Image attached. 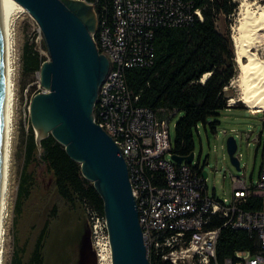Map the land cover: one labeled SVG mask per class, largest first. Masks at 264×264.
Listing matches in <instances>:
<instances>
[{
	"label": "built area",
	"instance_id": "obj_1",
	"mask_svg": "<svg viewBox=\"0 0 264 264\" xmlns=\"http://www.w3.org/2000/svg\"><path fill=\"white\" fill-rule=\"evenodd\" d=\"M237 1L242 17V0ZM247 1L264 7V0ZM90 4L98 22L93 34L95 43L99 53L110 60L109 72L99 87L94 120L114 139L127 163L148 254L154 249L172 264H220L216 247L222 228L214 225L217 219H223V226L255 234L260 246L254 254L237 251L235 259H226L223 264H264V208H242L252 195L264 198V151L258 182L248 185L242 177L233 176V197L218 198L215 190L209 192L204 167L199 166L198 172L193 164L172 159L170 122L176 112L137 105L139 96L133 94L126 81L127 68L152 62L156 27L203 21L202 9L191 0H112L111 18L99 20L95 5ZM235 10L227 17L233 39L238 25L230 21H234ZM38 33L43 37L40 27ZM250 50L264 60V29ZM235 61L239 65L237 57ZM240 78L237 68V74L225 86L226 91L235 90L227 105L242 101L250 113L263 114L264 125V105L243 100ZM94 214L93 234H97L100 219L106 225V218Z\"/></svg>",
	"mask_w": 264,
	"mask_h": 264
},
{
	"label": "trees",
	"instance_id": "obj_2",
	"mask_svg": "<svg viewBox=\"0 0 264 264\" xmlns=\"http://www.w3.org/2000/svg\"><path fill=\"white\" fill-rule=\"evenodd\" d=\"M85 1L95 5L99 20L111 18L112 0ZM191 1L195 7L202 9L203 21L197 20L189 26L156 27L152 38V62L125 71L129 89L139 96L137 105L154 110L165 108L183 112L175 124L172 145L173 153L181 156L194 152L195 132L199 133L200 125L205 131L210 129L216 132L219 121L214 118L219 115V111L229 108L225 86L237 74L234 44L227 19L234 12L236 3L233 0ZM221 15L226 17L223 32H220L217 25ZM45 60L47 57L37 49L34 42L25 43L22 52L24 73L38 72ZM97 112L95 107L94 113ZM21 140L24 164L19 184V201L16 204L18 215H21L36 185L32 168L37 165L43 164L52 176L51 189L55 200L47 206L44 222L31 251L26 255L25 248L16 249L13 264H48L51 245H57L54 264H75L79 236H72V233L80 229L88 219L84 212L87 208L99 216H105L103 199L93 182L84 177L81 164L67 154L65 146L53 135L41 139L38 144L30 124ZM192 167L200 171L199 165ZM242 208L261 210L264 208V198L252 195L242 204ZM64 214L71 219L62 230ZM223 223V219H217L214 225L222 228L216 247L220 264L226 259H235L237 251L246 250L254 254L260 248L255 234L223 226ZM149 260L150 264H172L154 249L149 252Z\"/></svg>",
	"mask_w": 264,
	"mask_h": 264
},
{
	"label": "water",
	"instance_id": "obj_3",
	"mask_svg": "<svg viewBox=\"0 0 264 264\" xmlns=\"http://www.w3.org/2000/svg\"><path fill=\"white\" fill-rule=\"evenodd\" d=\"M15 1L39 25L50 57L40 68L45 91L35 94L30 105L38 144L53 135L81 164L84 177L93 182L104 202L112 264H150L127 163L114 139L94 120L99 87L110 68L109 58L99 53L93 37L98 24L94 6L85 0ZM217 25L220 32L225 30L224 15ZM4 83L0 27V148ZM226 92L229 97L234 94L232 90ZM237 150V139L230 136L227 151L231 163L241 170ZM194 158V152L187 156L172 154L180 164H193ZM203 176H208L205 170ZM75 233L72 236H79L75 264H99L88 219Z\"/></svg>",
	"mask_w": 264,
	"mask_h": 264
},
{
	"label": "rangeland",
	"instance_id": "obj_4",
	"mask_svg": "<svg viewBox=\"0 0 264 264\" xmlns=\"http://www.w3.org/2000/svg\"><path fill=\"white\" fill-rule=\"evenodd\" d=\"M234 2L236 3L235 16L234 21L230 22L233 25L239 26V19L242 18L239 12V2L237 0ZM228 26L235 49L230 24ZM38 29L37 22L27 11L16 15L13 26L15 38L14 81L16 86L14 141L8 198L9 215L6 221L4 264H13L14 251L18 248H25L26 255H28L33 247L38 230L44 222L47 206L55 200L52 193L53 189H51L52 176L45 166L40 164L32 168L36 185L33 188L30 199L25 202L21 215H18L16 211V204L19 201V184L24 164L23 143L21 139L24 132L28 131L30 124L32 125L30 116L31 100L35 94L45 91V87L41 84L40 80V70L29 74L23 72V47L27 41L34 42L37 49L47 59L50 58L45 39L40 36ZM237 68L239 70L238 65ZM182 115L183 112L177 111L170 122L172 140L175 137V124ZM214 119L219 121L216 132H212L210 129L205 131L201 125L199 126V133L195 132L196 147L193 165L204 167V170L208 173L207 185L210 193L215 190L218 198L230 200L233 197V176L242 177L247 181L248 185L256 184L259 180L264 151L263 114L250 113L246 105L240 101L235 106L219 111V115ZM34 132L36 135L35 129ZM230 136H235L238 142L237 156L240 158L241 170H238L231 163L227 151V139ZM46 193H48L47 198H45ZM84 212L88 216L89 224L93 229V225L96 223V218L93 219L95 216L94 212L90 208H87ZM70 219V216L63 215L61 222L62 230L69 224ZM100 222L98 233L93 234V241L97 249H99L97 246L98 242H105L109 239L105 221L101 218ZM56 248L57 245L54 247L51 245L48 264H54Z\"/></svg>",
	"mask_w": 264,
	"mask_h": 264
},
{
	"label": "bare ground",
	"instance_id": "obj_5",
	"mask_svg": "<svg viewBox=\"0 0 264 264\" xmlns=\"http://www.w3.org/2000/svg\"><path fill=\"white\" fill-rule=\"evenodd\" d=\"M242 18L236 28L235 49L241 71L240 82L242 98L251 105H264V60L250 50L264 29V7L259 3L242 0ZM26 12L15 0H0V27L2 57L5 67V83L2 94L1 148H0V264H4L6 252V221L8 217V198L10 192V172L14 141V115L16 86L14 81V32L16 15ZM246 57V61L243 60ZM100 264H112L109 239L97 243Z\"/></svg>",
	"mask_w": 264,
	"mask_h": 264
}]
</instances>
